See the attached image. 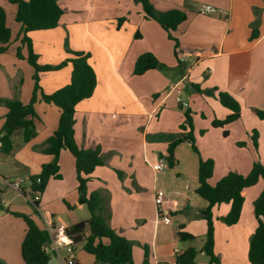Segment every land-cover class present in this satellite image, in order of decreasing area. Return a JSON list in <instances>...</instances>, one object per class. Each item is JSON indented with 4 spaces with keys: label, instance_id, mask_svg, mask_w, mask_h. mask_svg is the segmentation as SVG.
Segmentation results:
<instances>
[{
    "label": "crops",
    "instance_id": "crops-1",
    "mask_svg": "<svg viewBox=\"0 0 264 264\" xmlns=\"http://www.w3.org/2000/svg\"><path fill=\"white\" fill-rule=\"evenodd\" d=\"M56 1L63 10L58 26L31 32L29 37L40 65L64 60L65 40L71 50L89 54L96 87L90 98L76 105L74 138L79 148L99 147L103 165L90 174L87 193L99 195L100 215L130 242L132 264H176V254L188 248L196 251L194 264H208L202 250L207 231L202 213L207 203L196 193L199 160L213 162L210 185L229 172L246 175L256 160L264 166V120L254 114L264 108V0H150L157 11L179 9L187 15L173 33L179 42L177 57L166 33L155 21L144 19L135 0ZM202 5H209L214 12L201 14ZM0 7L12 35L6 53L0 54V99L26 104L32 94L33 69L15 57L19 45L15 37L20 29L14 22L15 6L0 0ZM118 19H122L119 28ZM253 30L258 35L250 39ZM143 53H151L164 71L154 69L134 75L135 60ZM181 58L185 60L181 64L184 72L178 76L175 68ZM70 73V65L40 72L42 92L51 94L68 84ZM176 85L186 103L181 109L172 90ZM203 91L209 92L206 95ZM219 91L230 94L240 105V117L225 127L212 126L213 121L230 113L216 101ZM212 94L213 99L206 97ZM186 109L190 111L191 129L180 128ZM2 111L6 112L0 104ZM34 111L37 136L24 145L14 144L22 140L21 130L15 131L8 154V165L13 171L23 170L27 180L52 161L53 157L42 150L59 117L58 108L39 97ZM238 129L240 133L230 139L231 131ZM189 130L192 141L187 138ZM177 139L182 141L174 148V164L169 167L167 147ZM160 160L166 168L156 172L152 165ZM58 167V178H50L40 194L38 213L23 196L25 188L21 195L32 211L4 200L0 191V264H24L20 244L25 224L12 212L30 216L39 227V215L66 227L89 218L84 213L86 207L77 202L75 163L68 151L59 153ZM3 179L0 174V181ZM262 189L264 182L259 180L242 192V212L235 225L227 226L221 220L229 204L212 209L214 254L219 264H249V240L256 227L253 202ZM157 191L164 195L168 224L156 220ZM179 229L194 239L181 240ZM88 234L85 229L84 237ZM82 246V242L74 246V264H102ZM50 264H55L54 259Z\"/></svg>",
    "mask_w": 264,
    "mask_h": 264
},
{
    "label": "trees",
    "instance_id": "trees-1",
    "mask_svg": "<svg viewBox=\"0 0 264 264\" xmlns=\"http://www.w3.org/2000/svg\"><path fill=\"white\" fill-rule=\"evenodd\" d=\"M140 4L143 17L146 20L155 21L166 33L167 38L173 44V54L177 57L179 42L173 33L186 21L187 15L179 9L157 11L150 0H135ZM16 8L14 22L20 25L15 41L19 45L15 49V57L25 61L32 69L33 89L30 100L24 104L18 100H2L0 104L5 108L4 121L0 128V152L10 154L12 151L11 137L17 130H21L22 141L27 143L37 136L34 121L37 115L34 111V103L39 97L46 104L58 108L59 117L57 128L45 141L43 153L53 157L52 161L41 166L37 175L29 177L31 196L41 194L50 178H58V156L62 150L68 151L74 158L77 182V202L84 205L89 212L86 221L77 222L67 227L66 233L72 238L74 244L83 243L85 253L94 257L95 261L102 264H132V246L124 237L111 229L100 215L101 198L97 193L88 194L86 184L90 174L103 165L101 150L79 148L74 138V113L78 103L91 97L96 87V75L88 63L89 54L82 51H73L64 41V52L67 57L56 65H40L38 55L34 52L29 33L55 29L63 15L56 0H8ZM122 19H118V28ZM258 35L253 30L250 39ZM136 37L138 34L135 35ZM11 31L6 24V14L0 7V54L6 53L11 43ZM70 65L71 73L68 84L57 89L51 94L42 92L39 86V73L56 71ZM162 65L151 53H143L137 57L133 66V74H144L148 70L162 69ZM198 89V87H196ZM220 105L230 113L220 121H213L212 126L222 127L235 122L240 117L239 103L228 93L219 91L216 94ZM181 109L183 106L178 104ZM254 114L259 120H264V108L256 109ZM190 111H184L182 129H191ZM227 132H224L226 135ZM257 133L252 135L253 144H256ZM192 141L189 130L187 137ZM182 139H177L167 147L166 161L169 167L174 164L173 151ZM242 145V144H240ZM192 149L196 152L195 147ZM213 162L210 159L199 160L198 187L196 193L207 203L202 215L206 222L205 242L202 246L204 254L208 257V264H219L214 254V224L212 209L221 204H229V211L221 219L227 226L235 225L241 215L243 207L242 192L254 186L259 180L264 181V166L259 161L252 163L250 171L246 175L229 172L222 176L215 185L208 181L212 176ZM23 194V193H22ZM0 199V209H2ZM13 216L21 218L25 224V233L20 244V255L24 264H47L50 260L48 249L44 243L48 242L47 233L39 227L28 215L12 212ZM253 214L256 227L250 237L247 260L249 264H264V189L253 202ZM88 229V236L83 233ZM181 240H192L194 237L188 233L178 231ZM196 251L193 248L177 253L176 264H194Z\"/></svg>",
    "mask_w": 264,
    "mask_h": 264
},
{
    "label": "built area",
    "instance_id": "built-area-1",
    "mask_svg": "<svg viewBox=\"0 0 264 264\" xmlns=\"http://www.w3.org/2000/svg\"><path fill=\"white\" fill-rule=\"evenodd\" d=\"M199 12L201 14H209L214 12V9L209 5H202ZM180 61H185L184 58H181ZM176 92V102L181 104L183 107L186 106V103L181 98V91L179 85H176L172 89ZM166 168V165L163 161H159L152 165V169L156 172L163 171ZM21 180L8 183V186L14 191H19L21 188ZM27 201L34 207L35 211L39 212V202L40 194L35 193L33 196L26 197ZM164 195L161 191H157L155 194V207H156V220L158 222L170 223V218L167 214L164 213L163 208ZM41 229L47 233L49 239V249L51 255L55 261V264H74V260L71 257L74 252L75 244L72 241V238L66 233L67 227L62 224H55L50 218H47L43 215H39Z\"/></svg>",
    "mask_w": 264,
    "mask_h": 264
},
{
    "label": "rangeland",
    "instance_id": "rangeland-1",
    "mask_svg": "<svg viewBox=\"0 0 264 264\" xmlns=\"http://www.w3.org/2000/svg\"><path fill=\"white\" fill-rule=\"evenodd\" d=\"M182 62L183 61H180V64H177V67L175 68L178 76H180L181 72L182 73L184 72V71H182V68H181ZM162 70L164 71V68ZM56 75H60V74H56ZM208 92L209 91H207V92L203 91V93H206V95L208 94ZM206 97H208L209 99H213L214 98L213 94L210 95V96H206ZM215 98H216V101H218L216 96H215ZM182 108H184V107H182ZM4 115H5V111H2V113H0V128H1V126L3 124V121H4ZM225 126H228V125L226 124V125H224V127ZM227 130L230 131V128L227 129ZM239 133H240L239 129L237 131H231L230 139H234ZM230 139H228L227 141H230ZM24 143L25 142H23L22 140H15V142H14V144H19V145H24ZM239 146L241 147L243 145H239ZM9 159H10V156L8 154H3V153L0 154V160H2V164L0 165V174H2V176L4 178L2 181H0V191L4 194L3 195V199L4 200L9 199L10 201L13 202L14 205L17 204L21 208L30 209L32 211V209L29 206V204H27V202L25 201L26 197H30L31 196V191L29 189L30 182H29V180L24 178L25 172L23 170H18V171H13L12 170V167H10L8 165V160ZM15 178H22L21 181H23L19 191H14L13 189H11L8 186V183L14 182ZM260 181H262V180H260ZM262 182H264V181H262ZM22 188H25V190H26V194L23 195L25 198L21 195V189ZM84 211H85L84 213H86L85 215L89 216V212H88V210L86 208L84 209ZM81 218H82V216H81ZM79 246H77V249H78ZM76 255L77 254L74 251L72 253L71 257L74 259L76 257Z\"/></svg>",
    "mask_w": 264,
    "mask_h": 264
},
{
    "label": "water",
    "instance_id": "water-1",
    "mask_svg": "<svg viewBox=\"0 0 264 264\" xmlns=\"http://www.w3.org/2000/svg\"><path fill=\"white\" fill-rule=\"evenodd\" d=\"M43 247L44 248H48L49 247V242L44 243ZM52 260L53 259H50L47 264H50V261H52Z\"/></svg>",
    "mask_w": 264,
    "mask_h": 264
}]
</instances>
